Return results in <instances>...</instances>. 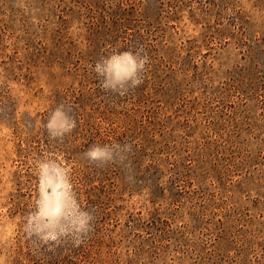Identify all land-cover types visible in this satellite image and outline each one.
Returning a JSON list of instances; mask_svg holds the SVG:
<instances>
[{"label": "rangeland", "instance_id": "374dc122", "mask_svg": "<svg viewBox=\"0 0 264 264\" xmlns=\"http://www.w3.org/2000/svg\"><path fill=\"white\" fill-rule=\"evenodd\" d=\"M140 47L143 83L102 91L91 66ZM116 142L131 173L82 155ZM79 208L78 246L29 231ZM0 264H264V0H0Z\"/></svg>", "mask_w": 264, "mask_h": 264}, {"label": "clouds", "instance_id": "9594fccd", "mask_svg": "<svg viewBox=\"0 0 264 264\" xmlns=\"http://www.w3.org/2000/svg\"><path fill=\"white\" fill-rule=\"evenodd\" d=\"M148 63L149 57L143 47H140L135 51L112 52L110 55L101 57L91 67L99 80V87L102 91L111 92L123 98L143 83V73ZM70 112V106L61 103L51 113L44 125L50 140L62 141L77 127V122L70 115ZM133 150L134 146L130 142L123 144L119 142L104 145L93 144L82 155L97 168L116 165L125 170L126 173H131L130 155ZM41 167L53 174L62 173L65 178L69 175L67 170L51 159L47 162L42 161ZM57 168L60 169V173H57ZM94 219L91 212L79 208L66 215L55 227L32 225L29 231L44 243L60 242L62 239H67L78 246L92 230Z\"/></svg>", "mask_w": 264, "mask_h": 264}]
</instances>
